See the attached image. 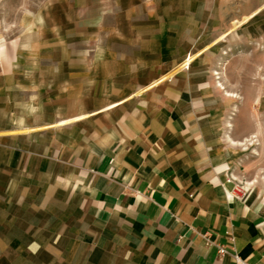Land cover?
Here are the masks:
<instances>
[{"label":"rangeland","instance_id":"374dc122","mask_svg":"<svg viewBox=\"0 0 264 264\" xmlns=\"http://www.w3.org/2000/svg\"><path fill=\"white\" fill-rule=\"evenodd\" d=\"M0 45V264H172L80 213L42 156L83 102L176 85L210 118L205 160L264 195V0H0Z\"/></svg>","mask_w":264,"mask_h":264},{"label":"crops","instance_id":"0c3cea01","mask_svg":"<svg viewBox=\"0 0 264 264\" xmlns=\"http://www.w3.org/2000/svg\"><path fill=\"white\" fill-rule=\"evenodd\" d=\"M159 91L165 100L128 96L96 107L76 105L67 118L47 125L58 137L42 156L53 158L80 213L131 234L154 256L172 264H237L239 255L264 264V195L239 191L233 163L205 160L204 142L216 137L205 129L210 118L187 112L179 87ZM229 139L233 145L244 140Z\"/></svg>","mask_w":264,"mask_h":264},{"label":"built area","instance_id":"2783aa9c","mask_svg":"<svg viewBox=\"0 0 264 264\" xmlns=\"http://www.w3.org/2000/svg\"><path fill=\"white\" fill-rule=\"evenodd\" d=\"M219 251L222 254L227 252L226 248H224L223 246H220ZM235 259H236L237 264H249L244 258H242L239 255H235Z\"/></svg>","mask_w":264,"mask_h":264},{"label":"bare ground","instance_id":"6f19581e","mask_svg":"<svg viewBox=\"0 0 264 264\" xmlns=\"http://www.w3.org/2000/svg\"><path fill=\"white\" fill-rule=\"evenodd\" d=\"M64 122V121H63Z\"/></svg>","mask_w":264,"mask_h":264}]
</instances>
